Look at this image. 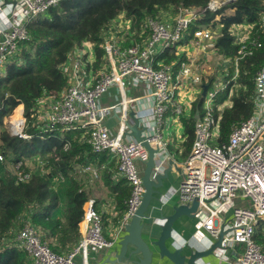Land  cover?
Instances as JSON below:
<instances>
[{
    "label": "built area",
    "instance_id": "2783aa9c",
    "mask_svg": "<svg viewBox=\"0 0 264 264\" xmlns=\"http://www.w3.org/2000/svg\"><path fill=\"white\" fill-rule=\"evenodd\" d=\"M16 2L8 14L9 27L1 30L0 39V73L21 53L22 46L31 40L28 25L39 17L46 15L63 0H14ZM228 0H211L206 10L217 11ZM0 1V12L4 11ZM10 6V5H9ZM204 17V11L197 8H180L163 12L161 16L147 17L139 27L132 19L121 13L102 31V49L104 61L96 66L97 58L93 45L83 42L71 50L61 65V73L67 80L66 88L60 93H45L35 100L30 119L22 108L18 132H14L15 123L5 131L6 119L1 131L9 137L26 140L36 135L44 139L53 135L68 134L79 131L81 143L89 145L96 155H106L117 161L116 179L124 181L130 189L121 221L125 226L138 210L145 187L142 172L137 163L145 164L149 160V151L142 144L127 134L123 121L117 133H111L104 123V116L111 113L103 110L101 99L112 87H117L122 95L123 115L127 112L129 100L125 85L128 80L134 86L144 85L151 102V113L140 118L147 128L143 137L154 148H158L159 160L157 172L165 168L167 158H174L163 152L165 148L162 133L163 123L168 114L175 118L190 116V110L182 102L183 93H189L191 103L202 98L204 116L195 120V137L192 149L183 162V178L179 187V204H192L198 201L195 214L198 230L218 237L221 230L226 231L221 246L222 251L236 244L243 245V252L231 260L223 255L228 264H264V246L256 242V234L264 224V67L257 71L254 81L253 115L236 126L228 141H220V116L232 105L233 87L238 86L239 65L247 57L255 55L263 44L254 34L257 23L235 24L230 29L237 54L233 58L218 55L215 44L220 32L210 26L193 28ZM260 24L264 27V10L260 13ZM221 27V26H220ZM220 31V29H218ZM188 49L189 50L188 52ZM192 49L206 55H216L217 60L226 71L222 83H208L202 79L205 74L201 57L192 56ZM168 56H175L167 62ZM231 69V70H230ZM226 100L218 102L222 93L229 89ZM208 89L203 94L204 86ZM15 109V111H16ZM14 111V113H15ZM123 119H126L125 116ZM30 130V133L27 132ZM70 144H65V149ZM37 159V160H36ZM5 155L0 151V162ZM48 162L41 157L29 166L27 173L19 172L22 165H17L18 182L30 181L34 173L48 174ZM94 165V164H93ZM99 169L92 163L84 167L93 181L100 179ZM66 181V176L58 172L52 181L56 189ZM64 185V184H63ZM248 199L245 207L235 206L237 198ZM232 212L230 222L218 225V221L228 212ZM103 217L96 208V201L89 199L85 206V215L81 222L79 243L70 251L59 254L44 241L43 233L26 219L15 234L13 242L25 252L31 264H78L77 258L83 256L88 264L90 247L97 250L111 248L115 241L108 239L104 231Z\"/></svg>",
    "mask_w": 264,
    "mask_h": 264
},
{
    "label": "trees",
    "instance_id": "16d2710c",
    "mask_svg": "<svg viewBox=\"0 0 264 264\" xmlns=\"http://www.w3.org/2000/svg\"><path fill=\"white\" fill-rule=\"evenodd\" d=\"M210 1L63 0L46 15L28 25L31 40L23 44L20 55L0 73V151L5 155V161L0 162V264H31L28 255L13 242V233L22 227L26 219H30L32 225L43 233L44 241L56 253L64 254L80 241L85 206L93 196V188L87 181L84 167L88 163L102 166L108 161L107 156L96 155L89 145L81 143L79 131L65 134L63 139H59L60 135L44 139L34 135L26 140L6 136L1 128L19 104H24L25 115L30 119L36 99L45 93H60L66 88L67 80L61 73V65L67 54L83 42L93 45L96 66L99 67L105 55L101 47L102 31L121 13H125L132 19L134 26L139 27L147 17L156 18L170 10L177 13L180 8H197L204 11V17L193 30L208 26L220 17L217 21L221 26V36L216 41L215 52L230 58L236 56L238 50L230 35L231 27L235 24L257 23L254 34L263 46L255 55L240 62L238 86L233 87L232 105L216 114L220 116V141H228L232 130L253 115V78L264 67V27L263 23L260 24L264 0H235L223 4L215 12L205 11ZM173 59L175 56H168L167 62ZM232 86L233 83H230L229 89L220 95L218 102L228 98ZM203 101L199 97L192 105L191 115L182 117L189 147L194 142L195 120L205 114ZM21 111L22 108L18 107L16 114L6 122V132L9 124L21 121ZM27 132L30 133V130ZM66 143L70 144L67 149ZM38 153L48 162L47 167L52 172L46 175L35 172L30 181L18 182V163L22 164L18 171L27 173L30 168L24 160ZM8 162L14 164V171L6 167ZM58 172L66 176V181L64 186L54 189L52 178ZM105 178L108 183L112 181L109 175ZM114 186L120 206L118 210L122 213L126 209L124 201L129 198L130 189L124 181ZM7 238L11 239L10 243H4ZM255 239L264 246L263 223Z\"/></svg>",
    "mask_w": 264,
    "mask_h": 264
},
{
    "label": "crops",
    "instance_id": "0c3cea01",
    "mask_svg": "<svg viewBox=\"0 0 264 264\" xmlns=\"http://www.w3.org/2000/svg\"><path fill=\"white\" fill-rule=\"evenodd\" d=\"M3 1L4 0H0ZM14 1V0H9ZM13 8V5H8L4 7V11L0 12V39L2 38L1 30H6L9 27L8 14ZM191 49H188V52ZM194 56V55H192ZM126 97L129 100L127 105V112L135 111L136 115L141 119L150 116L151 113V102L147 97V89L144 85L134 86L131 80H128L125 85ZM194 96H190L189 93H183L181 96L182 102L190 110L192 103L190 100ZM123 99L117 87H112L109 93L106 94L101 99V107L103 110L110 109L111 113L104 116V123L109 128L111 133H117L121 127V119L123 113L122 107ZM189 117V116H186ZM128 119V117H126ZM162 133L164 138L165 148L163 152L168 155H174V158H167L165 168L169 167L168 162L173 161L174 165L172 171L168 173V179L164 181V187L160 190L159 201H155L149 209L150 219L145 221V228L143 232L144 238L149 241L148 232L151 226L158 229L161 225L160 216L162 214L171 213V208L174 205L179 204V187L183 178V162L190 153L192 146L187 144V134L186 129L182 123L181 118H175L171 114L166 116L163 123ZM160 155H156V161L159 160ZM37 158V157H36ZM37 160V159H36ZM35 163L33 159L32 164ZM93 168H99L100 179L93 181L92 175H87V181L91 184L93 188V196L90 199L96 201V208L101 213L104 223V231L108 239L115 241V244L111 248H106L103 250H97L94 247H90L88 251V264H108L110 260L115 259L117 251L120 249L119 242L125 234V226H123V221L117 220L119 216L123 217L124 212L120 213L118 210L119 203L117 202L114 185L119 182L115 177L117 169V161L110 160L104 163L102 166L93 165ZM138 169L143 173L145 164L137 163ZM112 177V181L108 183L105 177ZM65 184V183H64ZM115 187V186H114ZM130 191V190H129ZM127 200L124 201L126 205ZM248 199L237 198L235 200V206L245 207L247 206ZM60 213V212H59ZM232 212H228L222 218L224 221H218V225H223L230 222ZM197 220L195 218L191 219L188 217H183L174 224V230L172 233V238L168 240L167 246L171 249H177L182 247H189L191 250L203 251L208 249L215 241L217 237H213L207 234L205 231L198 230ZM157 234V230H156ZM243 245L236 244L233 247L226 249L224 251L217 250L215 255H210L205 259L200 261V264H228L222 259L223 255L228 256L231 260H235L242 252ZM152 264H160L161 261L157 256ZM85 258L79 256L77 258L78 264H85Z\"/></svg>",
    "mask_w": 264,
    "mask_h": 264
},
{
    "label": "water",
    "instance_id": "95a60500",
    "mask_svg": "<svg viewBox=\"0 0 264 264\" xmlns=\"http://www.w3.org/2000/svg\"><path fill=\"white\" fill-rule=\"evenodd\" d=\"M235 0H228L225 4L234 2ZM6 5H15V1L4 0ZM208 86L205 85L203 94L205 95ZM128 119L121 121L126 125L127 134L142 144L149 151V160L145 163V168L142 173V181L145 187L141 204L131 218L125 225V234L119 242L120 249L117 251L114 260H110L108 264H152L156 259L161 261L160 264H200L202 259L210 255H215L217 250H222V240L227 233L221 230L217 240L208 249L203 251L191 250L189 247L177 248L171 250L167 246L168 240L172 238L174 224L183 217L195 218L198 209V201L192 204H177L171 208V213L162 214L160 216L161 225L157 228L151 226L148 235L149 241L144 236L145 221L149 220V209L155 201H159L160 190L164 187V181L168 179V173L172 171L174 165L173 161H169V167L157 172V163L155 157L159 155L160 150L154 149L143 137L147 130L141 123L140 117L136 115L135 111L124 113ZM157 230V234H156Z\"/></svg>",
    "mask_w": 264,
    "mask_h": 264
},
{
    "label": "rangeland",
    "instance_id": "374dc122",
    "mask_svg": "<svg viewBox=\"0 0 264 264\" xmlns=\"http://www.w3.org/2000/svg\"><path fill=\"white\" fill-rule=\"evenodd\" d=\"M220 19V17H218V18H216L215 20H213V21H211L209 24H208V26H210V28L212 29V30H215V31H218V33H219V28H220V25H219V22L217 21V20H219ZM216 22V25H214V23ZM192 54L194 55V56H196L197 58H198V56H200L201 57V60H200V62H198V64L200 65L201 64V66L203 65V67H204V69H205V74L204 75H202V79L205 81H207V82H210V81H212L214 84H218V83H222L223 82V79L225 78V74L224 73H226V71L224 70V67L220 64L221 62H219L218 60H217V57H216V55H208V57L210 58V60H209V62H206L205 63V58H206V55H204L203 53H201V52H199L197 49H192ZM4 70V68L1 70V71H3ZM231 70V69H230ZM16 113H14L12 116H14ZM60 138L59 139H63L64 138V135L63 134H60ZM0 145H1V142H0ZM54 153H52L51 155H53ZM40 153H38V155H36V156H32L31 158H29V159H25L24 160V163L29 167V166H31V163H32V161H33V159H35L36 157H40ZM51 155H49V157H52ZM43 156V155H42ZM44 156H46V155H44ZM48 157V158H49ZM9 163V164H8ZM7 163V168H8V170H12V171H14V164L13 163H10V162H8ZM33 165V164H32ZM48 172L50 173V172H52L51 171V169L50 168H48ZM55 174H57V173H55ZM56 176V175H55ZM55 176L52 178V181H53V179L55 178ZM64 184V183H63ZM60 185L59 186V188L60 187H62V186H64V185ZM58 188V189H59ZM261 228H259V230H260ZM263 229V228H262ZM18 232V230L17 231H15L14 233H13V236H15V234ZM11 242V239H9V238H7L5 241H4V243H10Z\"/></svg>",
    "mask_w": 264,
    "mask_h": 264
},
{
    "label": "bare ground",
    "instance_id": "6f19581e",
    "mask_svg": "<svg viewBox=\"0 0 264 264\" xmlns=\"http://www.w3.org/2000/svg\"><path fill=\"white\" fill-rule=\"evenodd\" d=\"M12 123H15V124H16V125H15V128H13V131H14V132H18V131L20 130V127L18 126L19 123H20V121H14V122H12ZM12 123L9 124V125L7 126V130H8V132H10L9 129H10Z\"/></svg>",
    "mask_w": 264,
    "mask_h": 264
}]
</instances>
